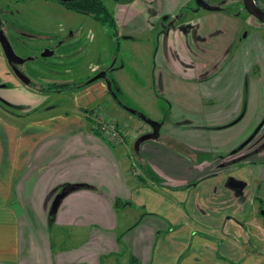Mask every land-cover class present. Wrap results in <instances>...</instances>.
<instances>
[{"label": "crops", "instance_id": "1", "mask_svg": "<svg viewBox=\"0 0 264 264\" xmlns=\"http://www.w3.org/2000/svg\"><path fill=\"white\" fill-rule=\"evenodd\" d=\"M173 4L165 8L179 7ZM201 10L181 15L166 37H152L137 16L121 22L114 15L116 26H132L130 38L142 35L154 46L137 45L130 56L142 88L166 107L162 114L155 105L154 114L172 122L181 107L189 120L177 128L165 123L163 139L136 146L139 139L112 144L94 134L83 110L95 102L100 114H112L102 80L77 93L80 116L46 115L25 126L44 100L0 94L21 111L11 119L0 112V264H102L117 254L127 264L132 257L137 264H241L246 257V264H264L239 239L247 225L259 230L258 216L264 223V193L257 194L264 186V38L219 6ZM251 39L247 53L235 46ZM114 67L130 78L124 66ZM250 72L258 77L244 108L240 80ZM194 122L212 130L199 134ZM183 124L187 131H179ZM135 211V222L116 233Z\"/></svg>", "mask_w": 264, "mask_h": 264}, {"label": "rangeland", "instance_id": "2", "mask_svg": "<svg viewBox=\"0 0 264 264\" xmlns=\"http://www.w3.org/2000/svg\"><path fill=\"white\" fill-rule=\"evenodd\" d=\"M56 4H48L43 5L40 4L37 6V14H38V22L41 21V16L38 13V10L44 14V9L46 8L45 16L48 18L46 22H48V28H46L42 34L37 33L36 31L30 34L33 44L37 47L39 42H42L46 36V33H50L53 31H58L59 25H62L63 31H65V48L61 55L57 53L54 56L50 57L47 55L43 58L39 57L38 55L34 57L32 62V66L29 68H25L24 72H17L12 71L9 67V64H5L6 61L4 59H0V94L3 96H7L9 94H15L17 91L25 93L27 96L30 97L29 101L33 103H38L44 100L43 107L38 106V111L33 112L29 116L26 117L24 120V124L26 125L28 121L33 120L35 118H40L46 115H58L62 114L66 117L71 114H76L80 116L79 105L80 101L77 99H83L81 97L79 91L83 87H85L88 82L99 72L105 71L106 75L103 77L102 80L105 84L104 87L108 91V95L106 96V100H108L107 106L109 107L110 114L108 116L104 114V117L111 121L117 130L120 131L122 134V140L119 142L120 144H124L127 142L128 139H142L148 136L153 135V129L149 123H156L159 125V130L157 132V138L163 139L161 137L165 123H169L171 128L179 127L180 123H187L186 113L181 109L176 113L177 119L169 121L159 120V117L155 115V105L161 113L165 111L166 107L162 106L161 101L156 104L154 99H152L151 89H145L147 83L142 79L141 74L138 73V60L136 58V62H134L133 67L131 63V55L134 52L137 55L136 48L139 46L140 48L143 47L146 42L147 38L144 39L145 36H140L137 39L130 38L129 33L132 32L130 29L132 26H126L125 24L122 26H116L117 32H114L113 28L110 27L109 24L101 25L97 23L91 18L82 15H76L68 10L71 8V4L74 3H64L65 0H52ZM69 1V0H68ZM107 7V10H110L118 20L126 19V14H130L135 16L137 19H141L144 21L148 27H151L152 33L151 36H155L156 33H160V31L156 30L158 28V24H152L155 22L154 20L161 19L162 17H169L170 13L178 14L182 8L185 6L184 15H189L190 8L193 6V0H102ZM227 1V0H226ZM67 2V0H66ZM175 2V3H174ZM183 3L181 5L180 3ZM174 3V4H173ZM177 3L179 7L177 8H165L169 7V5L173 4L174 6ZM63 6V8H59L58 5ZM218 4L217 6H219ZM163 6L164 10L161 11L157 7ZM171 6V7H172ZM213 6V7H217ZM212 7V6H211ZM224 6H219L222 8ZM67 8V9H65ZM64 9V10H63ZM48 10V12H47ZM66 10V11H65ZM69 11V12H67ZM230 13L233 14L234 10H229ZM36 12V10H35ZM71 12V13H70ZM55 14V15H54ZM137 16V17H136ZM137 19V20H138ZM121 21V20H120ZM159 21V20H158ZM122 22V21H121ZM152 24V26H151ZM44 25V24H43ZM47 25V24H46ZM66 26V27H65ZM255 30L253 38L261 37L264 38V27L261 24L255 23ZM160 27V26H159ZM248 28V27H247ZM246 28V29H247ZM258 28V29H257ZM73 29V30H72ZM120 32L119 30H122ZM244 31H247V30ZM120 32V33H119ZM126 35V36H125ZM244 35V34H243ZM45 37V38H44ZM141 38V40H139ZM251 40H247L244 43H237L235 46L239 48L242 46L243 50L247 53V47L251 44ZM130 42H137L135 44H131ZM120 45L117 48V45ZM138 45V46H137ZM137 46V47H136ZM134 47V49H133ZM139 47L137 49H139ZM147 47L154 48L153 44ZM245 48V49H244ZM135 50V51H134ZM144 50V49H143ZM154 50V49H152ZM154 54V51H147L145 53L147 57ZM116 61V62H115ZM113 63H115V69H118L120 66H124L125 74L129 77L124 78L123 73L118 71H111ZM131 63V64H130ZM134 72H133V71ZM124 71V70H123ZM122 71V72H123ZM17 76L16 73L22 74L28 78L30 82L34 85L30 86L29 83L24 84L21 79H14L12 74ZM258 74L256 72H250L248 75H243L241 80L244 83L243 86V106L245 108V104L248 98V87L251 78L253 81H256ZM116 83H115V82ZM260 85L264 83L263 75L259 78ZM112 82L116 84V87L112 86ZM6 85L8 94H6V89L1 87ZM110 89H108V87ZM32 87V88H31ZM2 88V89H1ZM104 88V89H105ZM129 88V89H128ZM78 93V94H77ZM126 93H130L133 97H129ZM111 98L113 97L115 104L112 103ZM115 97V98H114ZM44 98V99H43ZM94 101V100H93ZM29 104V102H27ZM89 107L91 109H84L86 118L92 123H95L96 120L93 116L94 112L102 109L94 108V103L91 102ZM102 103V102H101ZM140 103V104H139ZM99 104V103H98ZM27 106V105H26ZM96 107V106H95ZM17 107L8 106L7 103H4L0 100V112H2L5 116H9L8 118L11 119V115L17 114L16 112H21ZM26 107L24 110H27ZM245 110V109H244ZM27 112V111H25ZM40 112H43L42 115ZM24 113V112H23ZM104 113V112H102ZM68 114V115H67ZM71 117V116H70ZM34 124V123H33ZM32 124V125H33ZM195 126H191L194 128V131H199V134H207L211 131V127L209 126H202L198 125L197 122H194ZM30 126V125H29ZM188 128L185 124L181 126L179 131H187ZM193 130V129H191ZM144 133V134H142ZM142 134V135H141ZM161 134V135H160ZM137 136V138H136ZM163 136V135H162ZM249 137V136H248ZM247 137V138H248ZM246 138V139H247ZM112 144H119L117 141L111 142ZM177 145V144H176ZM177 147V146H176ZM183 146H179L178 149L184 151ZM243 150L245 146L242 147ZM202 152L200 153V155ZM245 154V153H244ZM195 155H199L196 153ZM194 155V156H195ZM209 153H206L208 156ZM205 156V157H206ZM264 193V186L259 185V196H262ZM258 203V202H257ZM264 211V206L260 207V212ZM141 213L131 212L130 215L132 220L130 223L125 222L123 225H120L119 230H116V233H121L131 224H133L136 220V217H139ZM124 214L120 213L121 221L124 219ZM260 222L259 230H256L252 225H247L246 230L242 229L239 231L241 236L239 235V239L244 242L245 249L244 252L247 255L255 256L258 255L260 259L264 255V223L263 219L259 216L257 217ZM249 239V240H246ZM68 241V240H67ZM257 249H259V253H257ZM244 260L247 259L243 258ZM243 260V262H244ZM109 262H113L114 264H127L126 259L121 255L117 254L114 257H111L109 260H103L102 264H109ZM242 262V263H243ZM241 263V264H242ZM246 264V262H244Z\"/></svg>", "mask_w": 264, "mask_h": 264}, {"label": "flooded vegetation", "instance_id": "3", "mask_svg": "<svg viewBox=\"0 0 264 264\" xmlns=\"http://www.w3.org/2000/svg\"><path fill=\"white\" fill-rule=\"evenodd\" d=\"M193 1H194L193 6L190 8V11L200 12V11H203L201 10L202 8L209 9V7L211 6L213 7V6H217L218 4H220L219 6H224L221 9L226 12H230L229 10H234L233 15L239 16L243 20L245 29L248 26H251L252 28L253 26H255V23L260 24L255 18H253L251 15H249L246 12V10L244 9L242 0H227V1L226 0H193ZM253 1L260 9L264 10V7L262 6V4L258 2V0H253ZM74 2H75V5H81L85 1L84 0H69V1L67 0L66 2L65 0L64 3H66L67 5V3H74ZM98 2L102 3L105 9L107 8L102 0H98ZM49 3L56 4L52 0H0V59L1 58L4 59V61H6L5 64L6 63L9 64L10 65L9 68L12 71L23 73L25 68H29V66H32L34 57L37 55L39 57L40 56L43 57L46 55H49L50 57H52L56 53L58 55H61L62 52H65L63 51L65 48V40H64L65 38L64 37H67V36H65V31H63L64 27L60 24H58L59 25L58 31L46 33V36L48 37L47 38L44 37L45 39L42 40V42H39L37 44V47L35 46V44H33V40L30 36V34L34 33L36 30H37L36 31L37 33L42 34L43 31L49 27L48 22H46L48 18L45 16L46 8L44 9V14H42L40 9L38 10L39 15L41 16L40 22H38V17H37L38 16L37 6L40 4L47 6ZM60 6L58 5L59 8L61 7L63 8V6L61 7ZM68 10L71 11L69 8ZM71 12L76 15H81L73 11ZM107 12L112 16V19H113V25L112 24L110 25V23L109 25L110 27L113 28L114 32H117L118 30H116V25L114 23V14L110 10H107ZM183 14H184V10H181L178 14H174V16L167 15L169 17H162L160 19L161 21L159 22L158 28L156 30L160 31L159 33L160 35L163 34L166 37L167 35L166 30L168 29L169 31L172 30V28H174L177 24L176 21ZM86 17L91 18L97 23H99L93 17H90V16H86ZM119 31L122 32L123 29ZM4 43H7L8 47L10 48V50L13 52V54L16 57L22 59V63H14V62H10L7 60ZM119 47L120 45L118 44L117 48ZM43 58H49V57H43ZM99 73H105V71L103 70ZM12 76L14 79H19L18 76L14 74V72ZM28 83L30 86L34 85L27 78V84ZM1 87L5 89L8 88L6 87V85L1 86Z\"/></svg>", "mask_w": 264, "mask_h": 264}, {"label": "water", "instance_id": "4", "mask_svg": "<svg viewBox=\"0 0 264 264\" xmlns=\"http://www.w3.org/2000/svg\"><path fill=\"white\" fill-rule=\"evenodd\" d=\"M242 1H243V6H244V9L246 10V12L249 15H251L253 18H255L260 24H262L264 26V10L260 9L254 3L253 0H242ZM4 48H5V52H6V58L8 61L14 62V63H22V59L16 57L13 54V52L8 47L7 43H4ZM46 56H43V57H46ZM16 74L24 84L27 83V79L24 77V75L19 74V73H16ZM104 75H105V73H99L96 76H94L88 83L98 81V80L102 79L104 77ZM149 124L153 129V132H154L153 135L137 140L136 146H138L141 142L146 141L148 139L157 138V135H158L157 132L159 130V125L156 123H149ZM261 216L264 218V211H261Z\"/></svg>", "mask_w": 264, "mask_h": 264}, {"label": "trees", "instance_id": "5", "mask_svg": "<svg viewBox=\"0 0 264 264\" xmlns=\"http://www.w3.org/2000/svg\"><path fill=\"white\" fill-rule=\"evenodd\" d=\"M85 2L81 5H75L72 4L71 8H69L71 11L81 14L84 16H90L93 17L95 20H97L101 25L112 24L113 25V19L112 16L107 12L105 7L102 5V3H99L98 0H84ZM260 4L264 7V0H258ZM98 117V115H97ZM93 132L94 134L99 133L97 128V123H93ZM131 264H137L136 260L132 257L130 259Z\"/></svg>", "mask_w": 264, "mask_h": 264}, {"label": "built area", "instance_id": "6", "mask_svg": "<svg viewBox=\"0 0 264 264\" xmlns=\"http://www.w3.org/2000/svg\"><path fill=\"white\" fill-rule=\"evenodd\" d=\"M98 115V117H97ZM99 134L108 140L109 142L117 141L118 143L122 140V134L116 129L115 125L106 119L100 112L96 111L93 114ZM120 144V143H119Z\"/></svg>", "mask_w": 264, "mask_h": 264}]
</instances>
